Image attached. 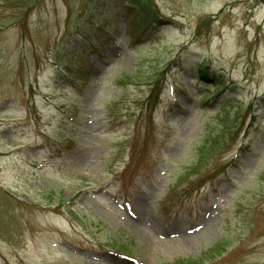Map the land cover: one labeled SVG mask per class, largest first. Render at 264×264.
Returning <instances> with one entry per match:
<instances>
[{"label":"rangeland","instance_id":"374dc122","mask_svg":"<svg viewBox=\"0 0 264 264\" xmlns=\"http://www.w3.org/2000/svg\"><path fill=\"white\" fill-rule=\"evenodd\" d=\"M150 2L0 0V264H264V0Z\"/></svg>","mask_w":264,"mask_h":264},{"label":"trees","instance_id":"16d2710c","mask_svg":"<svg viewBox=\"0 0 264 264\" xmlns=\"http://www.w3.org/2000/svg\"><path fill=\"white\" fill-rule=\"evenodd\" d=\"M130 3L128 4V7H125L128 12L127 15L134 16L135 18H138L142 24L147 25L148 27H152V24L155 22H158L159 15L154 7L152 6V3L150 0H128ZM83 38L87 39L88 42H100L99 40L101 37L96 35V33L92 34L90 31L82 34ZM81 72H78L77 76H79ZM87 74V73H86ZM86 74H81L79 76V80L86 77ZM199 75L201 78H207L206 72H199ZM77 88V87H76Z\"/></svg>","mask_w":264,"mask_h":264}]
</instances>
